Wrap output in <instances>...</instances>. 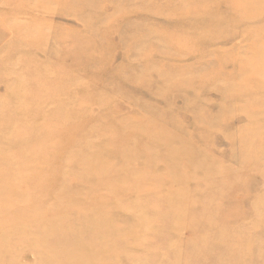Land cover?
<instances>
[{
    "label": "rangeland",
    "instance_id": "rangeland-1",
    "mask_svg": "<svg viewBox=\"0 0 264 264\" xmlns=\"http://www.w3.org/2000/svg\"><path fill=\"white\" fill-rule=\"evenodd\" d=\"M178 1L0 0V264H264V16Z\"/></svg>",
    "mask_w": 264,
    "mask_h": 264
},
{
    "label": "bare ground",
    "instance_id": "bare-ground-1",
    "mask_svg": "<svg viewBox=\"0 0 264 264\" xmlns=\"http://www.w3.org/2000/svg\"><path fill=\"white\" fill-rule=\"evenodd\" d=\"M30 1L31 0H23V2H24L23 4H26V5H28L29 7L32 8L34 5L32 3H30ZM48 1L49 0H47V2ZM205 1L206 0H179L178 3H180V2L182 3L181 9L186 10V15H191L192 13L200 12L202 10L203 5L202 4H198L197 2H205ZM213 1L227 2L228 5H231V4L235 5V3L238 2V5L236 7L234 6L233 8H235V9L234 10H231V12L229 10H227L226 12H224V11H218V15L228 16V15L235 14V16H237V18H239L241 20V22L243 24H246V25H248V19L251 18L252 20H256V19L259 18L256 15H251L252 11H254L253 13H261L260 16H264V4H262L260 6L254 5L253 4L254 0H238V1L237 0H213ZM50 2H51V0H50ZM36 8H39V7H36ZM71 11L73 13H75V9H71ZM203 14L205 16L211 15V13H206V12H203ZM225 16L223 18H225ZM211 23L212 24H210V30L208 32H206V34H200V36H199L200 38L205 37V39H207L208 42H213L214 40L220 39V36L222 34V29L219 30L220 27L217 28L216 24H214L213 22H211ZM213 25H215V27ZM252 30L255 31V30H257V28H252ZM28 33L31 35L30 30H28ZM152 36H153L152 34L149 35V37H152ZM188 39H190L194 43L195 38H192V37L189 36ZM29 40H30V38H29ZM159 51H162V50L159 49L156 54H158V57H160L162 60H164V59H166V60H172L171 59V56L170 57L161 56L160 53H159ZM152 52H153V50H152ZM140 56H139V59H140ZM148 60H150L151 63H152L153 60L155 62H157L156 58L153 59L152 56H149ZM173 60H175V59H173ZM209 60L211 61L212 59H208V61ZM216 60L217 61H222V59H218V58H216ZM251 61H253V60H251ZM162 63L163 62H161V64ZM30 65H31V63L29 64V66ZM167 65L168 64L166 63V64H163L162 66H167ZM248 66H250L249 62H248ZM259 71H263L264 72V68H262ZM167 72H169V71H167ZM171 73L172 72L166 73L165 71H163V74L164 75H167V76H170ZM259 76L263 80L261 73H259ZM253 78L254 77H249V79L247 81H249L251 83L252 80H253ZM255 85H257V87L258 86L259 87L258 88H253L252 89L253 90L252 93H256L257 95H259L262 92V90H263L262 87H264V80L262 81L261 84H255ZM182 86L183 85L180 84V87H182ZM243 92L244 91H242L240 93L241 94H244ZM161 94H163V93L161 92ZM250 95H251V91H250ZM78 100L79 99H68L66 102L60 100L59 101V106L62 107L63 109L65 107H72V106H75L76 107L78 105V103H79ZM12 101H13V97L10 96V95H7L5 99H2V101H0V138H1V140H0V146L1 145L3 146V143H8V142H11L12 143L13 140L16 139V138H18L23 131L28 130L30 128V127L27 126V123L28 122L24 121L25 119L22 118V117H20L17 114V111L10 110L11 113H9V108H10L9 105L12 103ZM108 105H110V104L108 103ZM80 106L84 107L86 110H89L90 109V106H88L87 104L85 106H83L82 104H80ZM100 107H101V105H100ZM248 109H250V108H248ZM47 122L48 121H46V123ZM4 128H7L8 130L5 131ZM95 131L100 132V133H109V132L112 131V129L109 128V127H107L105 124L100 123L99 125L96 126ZM146 132L149 133L147 130L144 129L143 132H142L143 136H144V134ZM158 133L160 134V137H159V140L160 141L166 139V137L163 136L160 131H158ZM173 140H174V138L171 137V142ZM175 140L178 142V140H180V138H175ZM41 143L47 144V142H46L45 139H37V142L34 145H41ZM33 154L35 156V157H33V159L38 158L37 154H35V153H33ZM28 155H29V153L26 152V158L28 157ZM33 159H28L27 160L26 166H25L26 169H29L31 167V165L33 164ZM67 161L70 162L69 163L70 166L75 165L76 160H75V157H74V152H71L70 153L69 157L67 158ZM19 174H20L19 169L14 172V175H15L14 183L17 184L16 186H19V185L23 186L22 185V179L20 181H18L19 180L18 179L19 178L18 177ZM65 183H66V181H65ZM25 197L26 196H22V199L25 198Z\"/></svg>",
    "mask_w": 264,
    "mask_h": 264
}]
</instances>
